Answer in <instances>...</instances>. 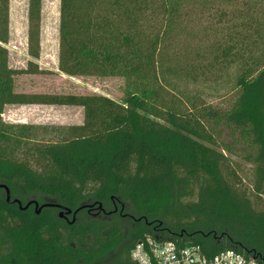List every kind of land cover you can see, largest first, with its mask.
<instances>
[{
    "label": "trees",
    "instance_id": "1",
    "mask_svg": "<svg viewBox=\"0 0 264 264\" xmlns=\"http://www.w3.org/2000/svg\"><path fill=\"white\" fill-rule=\"evenodd\" d=\"M233 1L61 0L60 70L125 78L118 101L15 93L14 76L31 69L9 65L10 0H0V114L7 104L42 100L82 105L86 113L73 135L29 147L21 160L6 143L29 136L0 117V184L23 206L94 205L71 224L55 207L37 213L34 205L9 203L0 188V264H139L132 251L147 237L197 244L208 255L235 249L264 261V211L236 186L232 159L255 164L254 190L264 194V56L243 50L245 39L215 47L214 63L240 62L241 69L238 97L223 109L194 99H182L183 107L177 80L197 82L206 71L165 52L188 8ZM248 1L247 25L264 0ZM42 3L29 0L33 57L41 49Z\"/></svg>",
    "mask_w": 264,
    "mask_h": 264
},
{
    "label": "rangeland",
    "instance_id": "2",
    "mask_svg": "<svg viewBox=\"0 0 264 264\" xmlns=\"http://www.w3.org/2000/svg\"><path fill=\"white\" fill-rule=\"evenodd\" d=\"M248 6L253 7V3L248 0H236L230 4L220 2L214 9L206 6L188 8L189 15L182 18L178 28L180 33L175 34L171 46L165 49V52L185 56L183 61L190 58L194 64L205 68L206 72L197 82L184 78L177 80L181 100L194 99L223 109L235 102L239 93L236 82L241 72L240 62L232 64L222 59L214 63L213 52H216L217 45L225 46L236 38L237 41L245 39L241 42L246 46L243 50H248L256 56H264V1L251 13L256 22L249 25ZM28 10L29 0H10V39L5 44L8 51L11 48L29 47ZM221 11H226L227 17L220 16ZM60 18L61 0H43L40 44L43 39L44 47L60 50ZM233 23L235 27L232 28ZM243 53L248 56L247 52ZM212 62L214 64L211 65ZM87 78H90L99 95L118 101L123 98L125 78L98 75H89ZM171 93L172 91L166 90L165 98L170 99ZM183 100L182 106L185 107ZM15 137L19 136L11 138L6 146L12 157L21 160L26 158L25 153L29 147L54 142L60 139L61 135H31L27 142L23 141L21 144L17 143ZM232 159L237 174L236 186L252 200L256 210L264 211V194L257 195L254 190L255 164L243 159L242 156H233Z\"/></svg>",
    "mask_w": 264,
    "mask_h": 264
},
{
    "label": "crops",
    "instance_id": "3",
    "mask_svg": "<svg viewBox=\"0 0 264 264\" xmlns=\"http://www.w3.org/2000/svg\"><path fill=\"white\" fill-rule=\"evenodd\" d=\"M43 41L42 39L38 57L30 54L29 47L9 49V65L12 69H31L14 76L15 93L58 97L99 95L88 76H72L62 72L59 68V48H46ZM98 87L97 85L96 88ZM0 117L17 134L28 136L73 135V127L83 126L86 121L84 106L47 100L7 104Z\"/></svg>",
    "mask_w": 264,
    "mask_h": 264
},
{
    "label": "built area",
    "instance_id": "4",
    "mask_svg": "<svg viewBox=\"0 0 264 264\" xmlns=\"http://www.w3.org/2000/svg\"><path fill=\"white\" fill-rule=\"evenodd\" d=\"M132 258L139 264H264V261L235 249L208 255L197 244L181 246L153 237L140 240L132 251Z\"/></svg>",
    "mask_w": 264,
    "mask_h": 264
},
{
    "label": "water",
    "instance_id": "5",
    "mask_svg": "<svg viewBox=\"0 0 264 264\" xmlns=\"http://www.w3.org/2000/svg\"><path fill=\"white\" fill-rule=\"evenodd\" d=\"M0 188L4 189L6 191V193H7V201L9 203H12V204L13 203H17L20 206V208L27 209L32 204H35V210H36V212L37 213H40L43 210V208H45V207H55V206H57V207H59L61 209V211L59 213V216L60 217H64V216H67V215L73 213V215H74L73 220H70L69 221L71 224H73V223L76 222V215H77V213L80 210H82L83 208H86V207L92 208L94 206V205H91V204H86V205H83L82 207H79L75 211H73L72 209L67 208L66 206H63V205H60V204H57V203H45L43 205H40L37 201H30L25 206H23V203H22L21 200H19V199H12L11 198V192H10V189H9V187L7 185L0 184ZM99 207L100 208H103V205L100 204Z\"/></svg>",
    "mask_w": 264,
    "mask_h": 264
},
{
    "label": "flooded vegetation",
    "instance_id": "6",
    "mask_svg": "<svg viewBox=\"0 0 264 264\" xmlns=\"http://www.w3.org/2000/svg\"><path fill=\"white\" fill-rule=\"evenodd\" d=\"M32 205H34V208H35V204H32ZM55 208H57V209H59V213H60V211H61V209L59 208V207H57V206H55ZM87 209H92V208H89V207H86ZM117 206L115 205V211L114 212H117ZM79 213V212H78ZM78 213H77V215H76V219H77V216H78ZM105 213H106V211H105ZM96 214H98V213H96ZM73 217H74V215H73V213L72 214H69V215H67V216H64V217H61L62 219H64V220H66L68 223H70L69 221L70 220H73Z\"/></svg>",
    "mask_w": 264,
    "mask_h": 264
}]
</instances>
